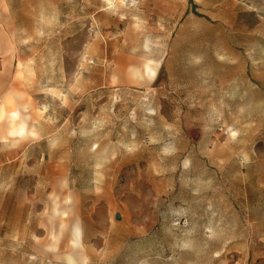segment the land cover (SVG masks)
<instances>
[{
  "label": "rangeland",
  "instance_id": "rangeland-1",
  "mask_svg": "<svg viewBox=\"0 0 264 264\" xmlns=\"http://www.w3.org/2000/svg\"><path fill=\"white\" fill-rule=\"evenodd\" d=\"M0 22V86L23 70L40 110L0 156V264H71L39 250L55 191L80 264H264V0H0Z\"/></svg>",
  "mask_w": 264,
  "mask_h": 264
},
{
  "label": "bare ground",
  "instance_id": "bare-ground-1",
  "mask_svg": "<svg viewBox=\"0 0 264 264\" xmlns=\"http://www.w3.org/2000/svg\"><path fill=\"white\" fill-rule=\"evenodd\" d=\"M1 24V22H0ZM1 45V43H0ZM6 48L4 49L3 54H1L2 60L7 61L9 66H14L16 71H18L21 68V63L16 62L15 65L12 64V62L6 58V55H12L14 52V49L10 47V45H6ZM115 72V70H114ZM113 72V75H114ZM16 90L13 89V93L16 95L18 94L15 92ZM13 105V97H10L9 95L4 96L3 100L0 101V108L3 109L4 106ZM32 112L35 115H39V111L33 104H31ZM9 113L11 117H17V113L14 108L9 109ZM2 114V111H1ZM29 125V127H27ZM2 130V135L6 136L7 134L10 136L12 142L14 144H17L19 141H22L27 135L33 136V138H36L38 134L36 133L34 127L31 125V122L29 123L26 119H22L16 128L12 127L10 130ZM39 137V136H38ZM63 196V195H62ZM61 193L59 192H53L50 194L48 198L47 203V215L50 217L49 221V227L47 234L51 236V241H38L39 244V250L46 253L47 255H51V257L56 258H63L65 261L71 264H80L85 261V255H84V246L81 242V238L79 235V231L75 228L71 229V231L68 229V224H66L65 215L67 211L69 210V207L67 205V201H69V197L64 196V199L60 200L62 197ZM59 218V223L56 224V217ZM47 225V224H46ZM71 235V239L69 240V236ZM60 245V246H59ZM41 246V247H40ZM61 247H65L66 249H59Z\"/></svg>",
  "mask_w": 264,
  "mask_h": 264
},
{
  "label": "crops",
  "instance_id": "crops-1",
  "mask_svg": "<svg viewBox=\"0 0 264 264\" xmlns=\"http://www.w3.org/2000/svg\"><path fill=\"white\" fill-rule=\"evenodd\" d=\"M0 34L4 38L3 44L5 46L8 45L10 42L7 40L9 38L8 33L4 29H0ZM18 74L20 75H16L15 77H13L12 72H10V76L8 75L9 77L8 80L5 77V75H3L2 78L4 80L1 81L2 86H0L5 90L4 94L0 98V101H2L4 96H7V95H9L10 97H13L15 94L13 93V89H15L16 90L15 92H17L18 94L20 93L21 95L20 97L21 99L20 100L14 99L13 105H12V108H14L17 113V117H11V116H10L11 118L8 117V112H7L8 106H4L3 109L0 108V146L2 145V150H3V153H0V156H3V157L6 156V150H7L6 144L12 140H10L11 138L8 134L6 136L2 135L1 129L6 130L4 126H6L9 122L11 123L10 125L16 126L22 119L27 118V121L29 123L31 122V125L34 127L36 133L39 136V132H38L37 125H36V120L34 118V114L31 108L32 103L28 102L25 99L26 90H24V83L26 82L24 80L26 79V75L23 70L19 71ZM1 111H2V114H1ZM35 117L37 116L35 115ZM27 127H29V125H27ZM38 136L36 138H33V136L31 135H27L22 141H19V143L25 146L30 145L31 143H33L34 141L38 139Z\"/></svg>",
  "mask_w": 264,
  "mask_h": 264
},
{
  "label": "water",
  "instance_id": "water-1",
  "mask_svg": "<svg viewBox=\"0 0 264 264\" xmlns=\"http://www.w3.org/2000/svg\"><path fill=\"white\" fill-rule=\"evenodd\" d=\"M115 218H116V219H120V215H119V214H116V215H115Z\"/></svg>",
  "mask_w": 264,
  "mask_h": 264
}]
</instances>
